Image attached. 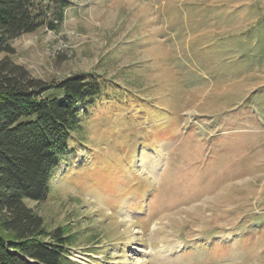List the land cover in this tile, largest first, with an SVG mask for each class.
Segmentation results:
<instances>
[{"label": "rangeland", "instance_id": "rangeland-1", "mask_svg": "<svg viewBox=\"0 0 264 264\" xmlns=\"http://www.w3.org/2000/svg\"><path fill=\"white\" fill-rule=\"evenodd\" d=\"M70 1L11 57L108 84L29 206L74 264H264V0Z\"/></svg>", "mask_w": 264, "mask_h": 264}, {"label": "trees", "instance_id": "trees-1", "mask_svg": "<svg viewBox=\"0 0 264 264\" xmlns=\"http://www.w3.org/2000/svg\"><path fill=\"white\" fill-rule=\"evenodd\" d=\"M70 3L0 0V264H74V234L48 229L28 201L49 197L63 154L108 82L82 73L48 82L11 57L16 38L56 30Z\"/></svg>", "mask_w": 264, "mask_h": 264}]
</instances>
